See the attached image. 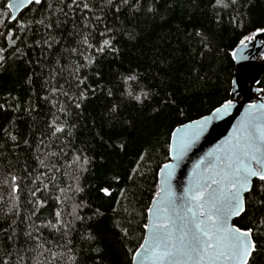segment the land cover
Segmentation results:
<instances>
[{
    "label": "snow or ice",
    "instance_id": "snow-or-ice-1",
    "mask_svg": "<svg viewBox=\"0 0 264 264\" xmlns=\"http://www.w3.org/2000/svg\"><path fill=\"white\" fill-rule=\"evenodd\" d=\"M190 2L194 7L203 5L202 11L208 10L211 28L197 27L189 33L176 25L175 44L180 45L182 36L197 37L199 52L193 50L189 55H198L201 65L206 54L212 52L213 39L223 30L225 18L234 29H243L251 23L249 13L253 0ZM173 4L174 0H151L147 4L145 0H0V28L4 29L0 37L6 42L5 47H0V74L5 71L16 74L28 95L24 103L18 97H12L15 103L10 104L7 98L0 103V110L13 111L7 123L0 124V172L4 174L3 184L11 189V206L4 213L7 227L0 226V264H13L17 245L24 251L32 250V243L42 248L44 230L49 236L58 237V241L53 242L65 249L70 264H107L105 247L93 227L104 213L99 208L91 210L89 203L79 199L84 192L79 177L88 171L94 156L88 155L91 149L87 145L76 146L74 132L91 100H98L105 92L108 98L113 96L108 87L112 81L105 83L103 62L106 60L117 64L112 75L122 89V96L142 107L146 101L156 99L153 114L166 108L174 109L169 117L176 120L174 126L169 125L163 141L164 162L157 165L154 190L153 186L149 188L152 195L144 209L142 235L136 247L127 248L130 264H264V95L259 101L252 100L244 106L232 131L193 163L187 183L177 192L173 181L189 153L210 132L213 121L224 119L240 103L243 77L228 82L224 96L207 114L198 113L192 118L184 103L185 96L193 95L191 78L195 76L197 82L207 86L210 76L192 66L188 71L189 84L177 92L170 73L178 58L159 51L160 45L171 46V32L160 34L154 52L156 59L152 63L157 71L153 78L158 84L143 83L146 73L139 70V62L129 61L128 66H124L125 38L128 44L135 45L152 34L151 27H139L141 15L166 24ZM262 34L264 24L253 25L247 34L242 32L227 53L230 60L237 63L247 60L245 50ZM8 48L12 49L11 57L5 55ZM33 49L40 50L39 58H32ZM175 51L182 53L183 50L174 48ZM260 58L264 59V54ZM84 69L89 71H82ZM58 79H64V84L54 83ZM256 92L264 94V88L257 87ZM60 97L64 103L60 102ZM40 102L50 106V118L43 121L42 126L32 116L42 108ZM119 107L111 104L108 114H117ZM21 114L30 118L31 123L22 119ZM99 140L104 141L103 135H99ZM33 143L36 148L58 144L60 151L51 153L53 156L67 157L71 152L68 166L74 169L75 186L60 187L55 174H63L62 170L46 164L37 155L38 167L45 171L29 180L35 187L28 190L30 198L25 202L28 207L24 215L18 193L23 181L33 173L27 157L21 161L20 154L21 149L25 153L33 151ZM112 147L124 151L127 145L121 142ZM154 150L147 148L139 152L127 175L129 186L120 189L121 198L129 204L142 195L138 180L146 178L151 171L148 164ZM18 166L24 175L17 174ZM47 172L53 175L49 177ZM112 179L119 182L121 177L115 175ZM98 191L110 196L112 190L100 187ZM52 192L57 194L52 196ZM3 199L0 196V201ZM50 199L54 201L53 210L49 212L51 218L41 220ZM117 204H121V200H117ZM121 207L128 211L122 204ZM84 209H90L91 214L83 215ZM235 218L247 223L237 224L233 222ZM115 227L120 228L123 238L129 237L130 222L128 227L119 224ZM23 259L19 257L15 264Z\"/></svg>",
    "mask_w": 264,
    "mask_h": 264
},
{
    "label": "trees",
    "instance_id": "trees-1",
    "mask_svg": "<svg viewBox=\"0 0 264 264\" xmlns=\"http://www.w3.org/2000/svg\"><path fill=\"white\" fill-rule=\"evenodd\" d=\"M150 2L151 0H145L146 4ZM202 8L203 5L194 7L190 0H174L173 7L169 10L170 19L168 23L163 25L142 14L139 27H151L152 34L150 38L142 40L135 45L128 44L125 38L122 47L124 66L127 67L129 61L133 64L139 62V70L146 73L143 83L153 86L158 84V81L153 78L157 67L152 62L156 59L154 52L157 51L159 36L162 32H171V46L168 44L160 45L159 51H162L166 56L173 55L178 58L174 60V71L170 73L173 77V87L177 92L179 93L189 84L188 71L192 66L198 68L202 74L208 73L210 76V83L207 86L197 82L195 76L191 78V83L194 85L193 95L185 96L184 103L188 105L187 113L192 118H196L198 113L207 114L208 110L224 96V89L228 87V82L233 78L235 70V62L230 60L227 53L238 41L241 33L247 34L253 25L264 24V0H253V7L249 13L251 23L246 24L243 29H234L228 26L227 18H225L223 30L218 31L213 39L212 52L206 54L205 62L201 65L198 55H189L193 50L196 53L199 52L198 38L194 35L182 36L181 43L177 46L175 44V27L179 25L189 33L197 27L211 28L208 10L204 9L202 11ZM3 30V28H0V31ZM5 46V40L0 37V47ZM174 48H179L183 51L182 53L179 51L174 52ZM11 53L12 49L8 48L5 55L11 57ZM30 55L33 59H36L40 57L41 53L40 50L33 49ZM72 62L82 61L72 60ZM116 66V63H111L107 60L103 62L106 74L105 83L108 80L112 81L108 84V87L112 89L113 96L108 98L105 92L100 95L98 100H91L85 110L84 117L79 121L78 128L74 132L77 135L76 146L84 147L87 145L91 149L88 155L94 156L93 162L88 166V171L79 177V184L84 188V192L80 194L79 199L89 203L91 210L99 208L104 213L103 217L93 227L99 233L105 247L108 257L107 264H130V255L127 253V248L136 247L139 237L142 235L140 225L145 222L144 216L146 213H144V209L150 201L152 190H154V174L157 170V165L164 162L165 149L163 141L169 125L174 126L176 120L169 117V112L174 111V109L169 110L166 108L159 114H153L152 110L157 104L156 99L150 102L146 101L142 107L127 96H122V89L116 83L114 75H112ZM55 67L58 68L59 66ZM82 71L89 70L84 69ZM44 75H48L47 69H45ZM64 76L67 77L66 72ZM54 83L62 85L64 84V79H58ZM260 87L264 88V76L260 82ZM25 88L26 86L22 84L16 74L8 71L3 72V74H0V103H4L6 98L10 104L15 103L16 101L12 97H18L20 102L24 103L28 99ZM9 93L11 95L6 96ZM59 99L61 103H64L63 97ZM40 103L42 108H38L37 112L33 113L32 116L37 121V124L42 126V122L50 118V106L43 102ZM113 103L120 106L119 111L117 114L109 115L107 109ZM12 116L13 111L11 109L7 111L0 110V124H6ZM21 118L31 123V119L22 114ZM99 135H103V142L99 140ZM157 141L160 143L157 144ZM121 142L127 145L125 150H114L112 145ZM147 148L155 149L150 153L148 168L151 171L148 172L146 178L138 180V183L143 188L139 200L129 204L128 201L121 198L120 189L129 186L126 183L128 172L138 158L139 152ZM59 151L60 147L58 144H53L51 147L36 148V144L33 143V151L27 153L21 149L20 159L24 161L27 157L28 167L33 173L32 177L23 181L21 191L18 193L20 209L23 210L24 215H27L28 207L25 202L30 198L28 190L35 187L29 180L33 179L39 172L45 171L44 168L38 167L36 162L37 155L44 159L46 164H53L62 170L63 174H55L57 177L56 182L59 183L60 187L75 186L74 169L68 166L72 159V154L68 152L67 157L51 155V153H58ZM17 174H25L19 166L17 167ZM46 174L49 177L53 175L52 172H47ZM115 175L121 177L119 182L112 179ZM3 180L4 174L0 172V196L4 198L0 201V226L7 227L4 213L11 206L9 200L11 189L3 184ZM150 186H153L152 190H149ZM100 187H110L112 190L111 195L105 196L100 193L98 191ZM56 194V192L51 193L52 196ZM117 200H121L123 207L128 209L127 212L123 211L121 204H117ZM53 207L54 201L50 199L46 210L41 215V220L51 218L49 217V212L53 210ZM113 208L116 209L115 212L112 211ZM91 210L84 209L82 214L90 215ZM129 222L131 225L130 235L128 238H123L120 228L115 227V225L119 224L122 227H128ZM236 223L246 224L247 220L241 221L238 218ZM43 236L45 239L40 241L43 244L42 248H38L35 243H32V250L24 251L17 245L13 264L21 256L24 259L20 261V264H70L65 249L56 246V243L53 242L54 240L58 241V237L49 236L47 230H44ZM53 253H56L57 257H54ZM60 253H64V255L60 257Z\"/></svg>",
    "mask_w": 264,
    "mask_h": 264
},
{
    "label": "water",
    "instance_id": "water-1",
    "mask_svg": "<svg viewBox=\"0 0 264 264\" xmlns=\"http://www.w3.org/2000/svg\"><path fill=\"white\" fill-rule=\"evenodd\" d=\"M262 40H264V34L258 36L255 42L250 43L249 47L245 50V55L249 57L247 60L235 62L233 78L243 77V91H241L238 97L240 103L237 104L236 108L227 117L222 120L213 121L210 132L202 137L196 148L189 153L188 158L178 170L176 178L173 181L177 192L181 191L182 186L187 183L188 173L191 171L193 163L232 131L233 125L237 123L244 112V106L252 100L259 101L261 96L264 95L256 92V88L260 87V83L257 84L256 81L261 82L264 76V59L260 58L264 54V47H261ZM237 219L235 218L233 222L236 223Z\"/></svg>",
    "mask_w": 264,
    "mask_h": 264
}]
</instances>
